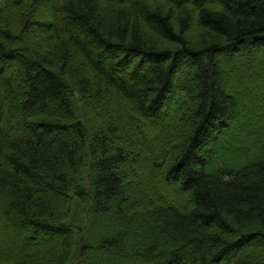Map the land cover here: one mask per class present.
<instances>
[{
	"label": "trees",
	"instance_id": "trees-1",
	"mask_svg": "<svg viewBox=\"0 0 264 264\" xmlns=\"http://www.w3.org/2000/svg\"><path fill=\"white\" fill-rule=\"evenodd\" d=\"M0 264H264V0H0Z\"/></svg>",
	"mask_w": 264,
	"mask_h": 264
}]
</instances>
